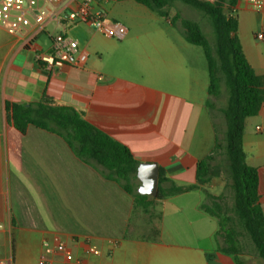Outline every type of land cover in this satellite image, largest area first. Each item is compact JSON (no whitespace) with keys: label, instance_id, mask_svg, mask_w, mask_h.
Returning a JSON list of instances; mask_svg holds the SVG:
<instances>
[{"label":"crops","instance_id":"1","mask_svg":"<svg viewBox=\"0 0 264 264\" xmlns=\"http://www.w3.org/2000/svg\"><path fill=\"white\" fill-rule=\"evenodd\" d=\"M132 1L89 0L126 27L122 39L63 20L40 29L32 14L17 34L0 27V258H11V264H38L45 241L62 242L81 264H237L218 218L202 207L214 198L212 186H200L195 178L198 161L220 142L224 121L222 107L216 112L210 107L207 66L196 45L172 30L168 17L169 24L158 22L162 16ZM78 3L36 0L58 11ZM140 9H149L145 15L152 19L151 28L128 23L126 16ZM236 16V35L264 87V39H256L264 34V10L237 0ZM255 18L261 25L253 42L249 33ZM60 32L88 52L82 66L47 70L34 62L26 38L32 36L45 50L50 36ZM43 95L77 110L125 145L138 164L156 163L158 178L170 180L166 185L185 189L162 199L147 195L150 204L144 211L133 201L141 184L136 173L130 180L132 194L127 193L105 180L95 163L79 160L56 133L33 125L24 134L17 131L7 119L5 102L28 104ZM242 146L246 162L257 169L264 213V102L245 119ZM91 245L98 254L89 250ZM47 259L48 264L65 263L59 253Z\"/></svg>","mask_w":264,"mask_h":264},{"label":"trees","instance_id":"2","mask_svg":"<svg viewBox=\"0 0 264 264\" xmlns=\"http://www.w3.org/2000/svg\"><path fill=\"white\" fill-rule=\"evenodd\" d=\"M134 1L167 17V12L163 9L171 0ZM180 1L206 16L214 32L215 42L212 47L197 22L181 19V34L184 39L200 46L203 51L209 79L208 93L213 97L218 94V72L222 74L228 92L225 106L221 108L225 124L224 145L216 140L212 153L198 161L196 183L200 186L208 185L211 178L218 175L219 164H215V155L223 149L226 155L224 170L230 177L233 190V213L264 264V213L258 203L257 169L246 162L242 146L245 119L256 115L264 102L263 80L251 67L236 35L237 0ZM170 22L175 24L174 20L170 19ZM5 110L10 124L20 133L24 134L29 125L56 133L79 160L86 164L95 163L102 168L101 175L105 180L116 182L125 192L132 194L130 180L136 173L137 160L125 145L86 121L74 108L55 104L43 95L38 101L28 104L5 102ZM167 182L170 180L160 174L154 198L162 199L185 189L174 184L168 186ZM132 195L134 205L146 211L150 204L146 200L148 196L138 193ZM216 199H222V196H217ZM202 207L218 218L227 251L234 254L237 264H243L237 254L234 228L224 222L231 221V218L221 216L215 210L219 209L215 200Z\"/></svg>","mask_w":264,"mask_h":264},{"label":"built area","instance_id":"3","mask_svg":"<svg viewBox=\"0 0 264 264\" xmlns=\"http://www.w3.org/2000/svg\"><path fill=\"white\" fill-rule=\"evenodd\" d=\"M53 4L56 0H44ZM247 6L257 10H264V0H245ZM29 14H32L35 23L40 25V29L49 21H66L70 24L86 23L93 26L104 36L122 39L126 33V27L117 21L106 17L103 10L93 8L89 5V0H79L77 6L69 11H58L38 6L36 0H0V27H4L10 34H17L22 27L30 24ZM257 40H263L264 34H256ZM25 44L33 51V60L39 66L52 70L68 64L71 66H82L88 58V52L81 49L76 39L66 32L56 33L50 36L49 47L45 50L39 49L33 42V37H28ZM2 224H0V228ZM44 256L38 264H48L47 256L59 253L64 259V264H81L72 252L62 243L50 244L45 241L42 244ZM89 250L93 254H98V249L91 245ZM11 258H0V264H11Z\"/></svg>","mask_w":264,"mask_h":264},{"label":"rangeland","instance_id":"4","mask_svg":"<svg viewBox=\"0 0 264 264\" xmlns=\"http://www.w3.org/2000/svg\"><path fill=\"white\" fill-rule=\"evenodd\" d=\"M212 1V0H209ZM134 2V1H132ZM134 6L138 5V3L134 2ZM149 9H140L135 10L134 13L129 14L126 16L128 23L136 24V27L139 29H148L151 28L149 25V22L152 21V19L148 18L145 13ZM167 12V17L170 20H174L175 24H170L173 26V31L177 34L181 32V19L187 18L191 19L195 22H197L202 30V32L205 34L207 39L210 42V45L214 47V32L212 29V26L206 16H204L199 10L195 9L192 6H189L180 0H171L167 6L164 7V9ZM176 19V20H175ZM158 22H164L165 24H169L168 21L165 19V17H157ZM253 28L251 30V33H249V36L251 37V40L254 41L253 35L257 33L260 30V21L258 18L251 19ZM167 22V23H166ZM254 38V39H253ZM259 42V41H258ZM258 44V43H256ZM260 46V45H259ZM196 48L199 52L201 60H203V64L206 66V60L203 54V51L200 46L196 45ZM218 75L220 76V85H219V91L217 96L212 98V102L210 104V107L213 112L218 111V107L225 106L226 99H227V87L224 82V78L222 77V74L218 72ZM225 124L223 121V127L220 130L218 129V137L220 138V143L224 145V134ZM45 132V131H44ZM226 155L224 150H220L215 155V164H219L217 166L218 168V175L211 178V181L207 187L210 185L211 192L215 193L213 196L214 198L212 200H208V204H211L213 200H215L219 204V209H215L221 216H228L231 218V221L224 220L228 225L232 226L235 231V245L237 248V254L240 260L243 262V264H263L261 259L257 255V251L251 242L248 234L245 232V230L240 226L239 222L237 221V218L235 214L233 213L232 207H233V190L231 188V181L228 173L224 170L225 168V161ZM38 159V158H37ZM39 160V159H38ZM224 164V165H223ZM41 166V165H40ZM41 168H44L42 165ZM219 184V185H217ZM210 188V187H209ZM220 193V194H219ZM219 194V196H222V199H216V197ZM152 235V234H149ZM224 238V234L222 235ZM222 241V240H221ZM225 243V242H224ZM226 244V243H225ZM224 244V245H225Z\"/></svg>","mask_w":264,"mask_h":264},{"label":"water","instance_id":"5","mask_svg":"<svg viewBox=\"0 0 264 264\" xmlns=\"http://www.w3.org/2000/svg\"><path fill=\"white\" fill-rule=\"evenodd\" d=\"M136 175L141 184L138 193L141 195L156 196L158 167L154 162H140L136 167Z\"/></svg>","mask_w":264,"mask_h":264}]
</instances>
